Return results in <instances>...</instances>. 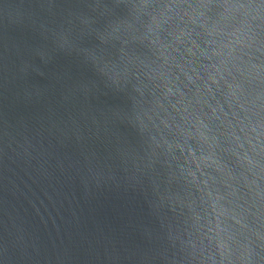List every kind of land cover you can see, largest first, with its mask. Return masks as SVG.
<instances>
[{"label":"water","instance_id":"obj_1","mask_svg":"<svg viewBox=\"0 0 264 264\" xmlns=\"http://www.w3.org/2000/svg\"><path fill=\"white\" fill-rule=\"evenodd\" d=\"M0 264H264V0H0Z\"/></svg>","mask_w":264,"mask_h":264}]
</instances>
